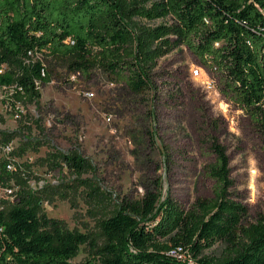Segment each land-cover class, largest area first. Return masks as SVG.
<instances>
[{
  "label": "trees",
  "instance_id": "trees-1",
  "mask_svg": "<svg viewBox=\"0 0 264 264\" xmlns=\"http://www.w3.org/2000/svg\"><path fill=\"white\" fill-rule=\"evenodd\" d=\"M0 0V87L12 90L16 109L36 104L51 81L50 59L72 73H105L112 83L142 94L152 87L160 58L187 47L219 78L221 93L264 131V0ZM171 19L156 26L140 20ZM12 133L1 132L7 144ZM217 161L207 172L215 197L190 209L160 193L124 199L99 223L101 235L71 229L43 208L45 189H33L21 171L1 165L0 183L20 188L15 202L0 199V264H72L82 246L83 264H264V213L247 221L248 208L228 197L229 158L213 143ZM57 168L58 154L52 153ZM81 175L85 160L59 153ZM218 242L221 256L204 254Z\"/></svg>",
  "mask_w": 264,
  "mask_h": 264
},
{
  "label": "rangeland",
  "instance_id": "rangeland-1",
  "mask_svg": "<svg viewBox=\"0 0 264 264\" xmlns=\"http://www.w3.org/2000/svg\"><path fill=\"white\" fill-rule=\"evenodd\" d=\"M137 21L156 26L171 19ZM46 63L52 78L41 86L38 103L13 109L7 101L12 90L0 87V137L13 134L0 143V173L11 160L33 189H45L49 217L100 237V221L124 199L160 193L161 202L171 197L185 209L212 199L217 182L207 168L217 161L214 142L229 158L228 197L248 208V222L264 213V131L221 93L218 75L187 47L159 59L152 87L142 94L100 70L84 75L54 59ZM56 152L59 166L53 168ZM59 153L80 155L86 164L81 175L63 165ZM8 185L16 194L0 183V199L13 203L20 188ZM224 250L218 242L204 254L217 257ZM89 253L82 246L72 264H83ZM175 253L200 264L189 252Z\"/></svg>",
  "mask_w": 264,
  "mask_h": 264
},
{
  "label": "built area",
  "instance_id": "built-area-1",
  "mask_svg": "<svg viewBox=\"0 0 264 264\" xmlns=\"http://www.w3.org/2000/svg\"><path fill=\"white\" fill-rule=\"evenodd\" d=\"M90 94H91V93H90ZM8 148H9V147H8ZM6 169H7L8 171H10V172L15 171V170H16V167H15L14 162L11 161V160L7 161V163H6ZM5 191H6V192L8 193V195H10V196H14V195L16 194V191H15V189L13 188L12 185H7ZM180 250H181V249H180Z\"/></svg>",
  "mask_w": 264,
  "mask_h": 264
}]
</instances>
